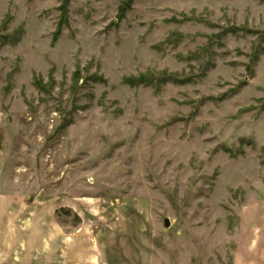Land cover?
<instances>
[{"label": "rangeland", "instance_id": "obj_1", "mask_svg": "<svg viewBox=\"0 0 264 264\" xmlns=\"http://www.w3.org/2000/svg\"><path fill=\"white\" fill-rule=\"evenodd\" d=\"M0 264H264V0H0Z\"/></svg>", "mask_w": 264, "mask_h": 264}, {"label": "water", "instance_id": "obj_2", "mask_svg": "<svg viewBox=\"0 0 264 264\" xmlns=\"http://www.w3.org/2000/svg\"><path fill=\"white\" fill-rule=\"evenodd\" d=\"M169 226V222L166 220L165 221V227H168Z\"/></svg>", "mask_w": 264, "mask_h": 264}]
</instances>
